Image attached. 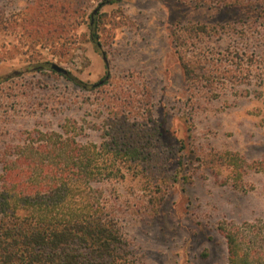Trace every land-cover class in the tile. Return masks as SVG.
I'll list each match as a JSON object with an SVG mask.
<instances>
[{"label":"rangeland","instance_id":"obj_1","mask_svg":"<svg viewBox=\"0 0 264 264\" xmlns=\"http://www.w3.org/2000/svg\"><path fill=\"white\" fill-rule=\"evenodd\" d=\"M109 1L0 0V175L72 137L117 156L88 185L137 264H226L220 228L264 229V0ZM96 11L105 85L31 70L102 80Z\"/></svg>","mask_w":264,"mask_h":264},{"label":"trees","instance_id":"obj_2","mask_svg":"<svg viewBox=\"0 0 264 264\" xmlns=\"http://www.w3.org/2000/svg\"><path fill=\"white\" fill-rule=\"evenodd\" d=\"M96 16L97 11L89 15L88 31L104 62L102 80L86 84L50 63L31 70L56 73L81 91L105 85L109 73ZM53 136L37 139L35 147L23 145L12 160H2L0 264H137L111 205L97 199L88 185L109 173L117 156L104 157L72 137ZM219 231L226 264H264V229L229 226Z\"/></svg>","mask_w":264,"mask_h":264}]
</instances>
